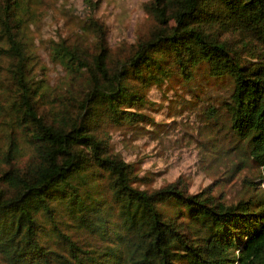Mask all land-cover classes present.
Instances as JSON below:
<instances>
[{
    "label": "trees",
    "instance_id": "obj_1",
    "mask_svg": "<svg viewBox=\"0 0 264 264\" xmlns=\"http://www.w3.org/2000/svg\"><path fill=\"white\" fill-rule=\"evenodd\" d=\"M85 4L80 39L49 42L56 87L29 31L39 1L0 0V264H264V0H148L153 24L113 58ZM175 77L226 127L233 168L257 169L236 200L141 186L114 151L109 128L156 126L145 92ZM210 78L218 104L197 96Z\"/></svg>",
    "mask_w": 264,
    "mask_h": 264
},
{
    "label": "rangeland",
    "instance_id": "obj_2",
    "mask_svg": "<svg viewBox=\"0 0 264 264\" xmlns=\"http://www.w3.org/2000/svg\"><path fill=\"white\" fill-rule=\"evenodd\" d=\"M38 1L39 13L29 31L39 67H44L42 71L51 86L57 87L65 77V70L52 60L49 42L79 40L84 18L92 7L85 0ZM92 1H95L94 16L107 27L112 58L121 55L153 24L144 8L148 0ZM203 88L205 91L197 92V96L211 94L216 104L226 90L224 83L212 78ZM190 92L178 77L150 86L145 92L149 103L142 111L154 118L157 125L140 122L132 128H109L114 151L132 162L135 170L144 176L141 186L158 187L180 177L187 183L189 192L211 185L213 192L221 193L227 201L236 200L243 194L244 178L253 176L257 169L250 162L233 168L231 160L237 158L231 149L232 142L224 135L226 127L213 123L210 114L203 110L205 104L201 105L197 99L191 101Z\"/></svg>",
    "mask_w": 264,
    "mask_h": 264
}]
</instances>
